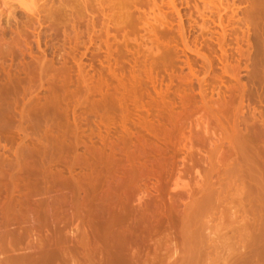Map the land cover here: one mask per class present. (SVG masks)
<instances>
[{
    "label": "rangeland",
    "instance_id": "obj_1",
    "mask_svg": "<svg viewBox=\"0 0 264 264\" xmlns=\"http://www.w3.org/2000/svg\"><path fill=\"white\" fill-rule=\"evenodd\" d=\"M204 4L209 7V11ZM251 4V0H0V129L8 136L7 140L5 138L0 140V189H6L10 176L13 178L21 176L23 180L16 182L19 185L16 190H19L15 192L14 197L18 199L27 195V192L29 197L35 194L38 196L30 198L29 201L28 196L22 197L29 202V205L25 202L28 206L24 204L31 213L29 223L37 221L34 222L33 229L39 231L43 228V224L38 223L40 216L33 211L41 210L40 205L43 204L46 208L50 206L46 205V202L60 201L56 200L59 192L54 195L55 191L52 190L46 194L45 189L53 184L55 178L56 181H63L64 177L66 181L69 176L67 171L69 166L66 165L68 163L49 165L52 163L47 162L50 157L47 154L49 152L48 155H51L49 147L52 144L46 140L51 131L49 127L52 129L53 123L44 120L42 111L44 112L45 104H48L52 97H56L61 107V114L55 118L58 132L66 133L71 144L74 145L77 141V145L80 146L66 154H82L86 152L88 146H92V143L93 146L99 144L101 146L100 136L94 134L93 140L91 139L92 132H100L104 136L109 131V141L115 145H112L113 149L122 153L119 158L122 166L127 164L123 157L125 153L121 150V147H124V136L133 135L134 139L140 138V141L132 142L130 152L137 149L140 142L142 146L144 144L164 148L166 143L158 139L157 141L154 133L156 134V130L160 128H165L164 130L172 128L173 125L168 122L172 117L184 135L170 145L176 149L173 156L167 154L169 160L171 158L173 161L174 173L171 175L168 173L159 184L164 187L163 200H166L167 207L171 202L176 205L174 207L178 223L190 213L191 217L196 216L197 228L192 226L194 232L192 241L196 240V244H199L197 248L201 254L197 263L220 264L219 261L227 254L232 257L230 262L237 264L246 261L244 258L249 255L251 258L248 257L246 264H264V258L257 262L253 256L261 248L258 238L263 219H260V192L254 163L251 160L253 154L243 144L244 138L248 135V127L260 128V120L264 117V51L260 50L261 45L260 49L257 46L258 35H248L247 32L251 23L248 17ZM197 6L201 11H196ZM201 12L203 13L200 14ZM219 14H222L223 21L228 24L226 35L217 34ZM190 48L201 52L207 51L209 59ZM105 100L118 103L109 104L107 109L111 113L101 107ZM105 112L114 116L113 118L111 115L110 124H94L93 120H98L100 115L106 114ZM23 130L31 134L25 142ZM120 132L122 142L118 145L115 139L121 135ZM261 145L258 148L257 159L253 156L256 162H259V158L264 162V143L261 142ZM22 148L28 153L22 151ZM21 153H24L23 156L26 154L27 160L24 162H28L29 167H32L30 169L32 176L22 174L21 171L19 174L15 169L14 163L17 160L15 156ZM119 155L117 154L115 158ZM190 159L196 163L198 172L187 165ZM140 161V164L143 161V164H146V159ZM39 165L46 167L43 168L47 177L44 176L45 173L38 177L33 175V169L36 170ZM112 165L111 162L108 163L109 176L105 180L88 182L92 187L96 186L93 187L94 190L90 185V187L86 185V178L83 176V172L89 170L83 167L81 168L84 170L80 169V166L75 168L78 173H75L76 176L80 177L82 174L78 185L79 187L82 185L83 189L80 188V191L74 194L75 198L72 197L70 193L72 187H75L72 181L71 188L68 189L70 197L67 196L68 199L62 197L63 202L67 200L70 204L63 210L66 213H56L55 216V211L49 212L51 214L49 221L52 220L54 223L59 221L58 235L61 233L62 236L64 233L63 238L67 235L73 239V241L68 239L73 243L76 226L90 229L87 222L92 212V208L89 209L92 207V198H97L95 209L104 207V202L108 203L109 214L107 213V219L105 218L104 230L110 233L109 236H113V239L109 237L111 241L118 239V236L114 235L118 229L122 234V225L116 226L112 222L114 214L119 211L115 204L119 193L125 195L127 191L129 192L126 195L132 196L130 205H137H133V208L143 210L146 204L150 203L151 206L157 203L151 207L159 209L158 204L161 202L158 203L160 197L156 196L158 191H154L157 189L153 188L156 187L154 179L141 180L140 187L143 189L141 195L127 185L117 191L115 186L120 183L124 172L115 173ZM62 168L66 171L64 170L61 178L57 179L54 176L49 178L47 173H56ZM183 170L189 174H184ZM7 173L12 175L8 176ZM31 177L32 182L27 180L24 183ZM43 180L47 183L45 184ZM1 181L6 183L2 184ZM37 181L40 182L39 185ZM68 181L71 182V179ZM37 185L38 187L42 185L45 193L44 191L35 193ZM26 187H30L31 190ZM61 188L62 186L58 185L56 187L58 190H54L59 191ZM87 188L90 191H86ZM5 189L0 190L2 199L7 194ZM40 200L44 203L41 204ZM81 201H84V204ZM74 202L87 207H84L87 210H83L85 217L83 223L77 224L78 221L73 218L75 209L72 206L76 207ZM69 206L70 209L72 207L71 210ZM235 210L250 216L251 223L247 227L238 223L240 216L239 219L233 217L232 212ZM59 215H64V218L58 220ZM0 216L1 241L5 237L3 232L5 229L4 218L2 214ZM181 222L176 224L175 228L172 227L173 230L169 228L168 232H165L166 228L163 234L154 236V241L150 240L143 246L144 250H153L158 242L162 244V251H167L168 257L165 255L167 263L164 258V264L182 261L185 229L179 227ZM12 225L15 226L14 223ZM12 225L11 228L14 227ZM22 241L20 250H24L23 252L16 246L20 243L15 244L17 251L21 252L19 254L28 250L27 240ZM242 245L247 249L239 254ZM174 248L179 249V254L171 257L169 252L172 253ZM245 250L248 256L245 255ZM241 254H244L242 259Z\"/></svg>",
    "mask_w": 264,
    "mask_h": 264
},
{
    "label": "bare ground",
    "instance_id": "obj_2",
    "mask_svg": "<svg viewBox=\"0 0 264 264\" xmlns=\"http://www.w3.org/2000/svg\"><path fill=\"white\" fill-rule=\"evenodd\" d=\"M251 3L252 4H251V7H250V10L248 13V17H249L251 23H250V25H248L247 32H248V35H258L257 36L258 39H256V40L258 41L259 44L257 46L260 49L259 45H261L260 50L264 51V48L262 49V46H264V0H251ZM204 7L208 8V11H209L208 6L206 7V5H205ZM196 8H194V9H196ZM198 10H200L199 7H198V9H196V11L199 12ZM202 13L203 12H201L200 14H202ZM203 16H205V15L203 14ZM203 16H202V18H203ZM223 20L224 19L222 18V14H219V18L217 21L218 23L216 25L219 28V29L217 28L218 31L216 30L217 34H219V35H226L227 34L226 32H227V28H228L227 25L228 24H225V21H223ZM214 23H216V22H214ZM228 23L230 24L229 20H228ZM198 49H200V48H198ZM192 51H195L196 53L198 52V54H202L206 59L207 58L209 59L207 51H205V52H201L200 50H197V51L192 50ZM1 99H2V97H1ZM47 103L48 104H45L46 106L44 105L45 107H43L44 112L42 111V115H44L43 118L45 121L52 122L53 124H52V129H51V127H49V129L51 131H50L49 135L47 136V140H46L47 143H49V141H51V143H50V144H52L51 147H49V144L47 145L50 148L51 155H48L49 154V152H48L47 156H50V157H48L49 161L47 159L46 160H47V162L52 163V164L48 163L49 165H54V164L55 165L56 164L63 165L64 163H68V164H66L69 166L67 168V171L69 173L68 179H71V182L68 181V179H66L67 177L65 178L66 181H64V177H63V181L60 179L62 182L58 181V180L56 181V178H55V180H53L54 181L53 184L48 185V188L45 189L46 194H47V191L49 193L52 190L55 191V192H53L54 195H55V193L59 192V193H57L58 195H56V200H60V201L59 202L57 201V203H56L54 200V201H52L53 203H47L45 200L46 205L50 204V206H48L46 208L45 204H43L44 202L40 200L41 204H43V206L40 205V207L43 210L41 209V210L35 211L36 210L35 209L33 211V212H36V214H38L40 216V218H38L39 219L38 223L43 224V226H42L43 228L40 229L39 231H37V230L33 229L34 222L37 223V221H34L33 223H29V221H31L30 218H32V217H30L31 213L28 212L29 211L28 207H26L29 205L28 204L29 202L27 203V201H25V198H22L24 196L29 197V192H27L29 190L26 191L27 195H24V193L21 190V192L23 193L24 196H22L20 198L17 197L18 199H16V197H14V195H16L15 192L17 190H19V189L16 190V188L19 187V185L17 183H18V180L21 179V176L20 177L17 176L16 178H13L12 176H10L12 174L8 175V173H7V175L10 176V182L6 183V182L1 181L2 184L6 183V189L5 188H3V189H5L7 191V194L3 199L1 198V195H2L1 191L3 189L2 190L0 189L1 190L0 191V193H1L0 194V211H1L0 215L2 214V216H3L2 218H4V220H3L4 221V228L2 226L1 227L3 229H5L3 231L5 237L3 239L1 237L2 240L0 241V264H162L163 259L167 256L166 255L167 251L166 252L162 251L163 249H162L161 243H160L161 244L160 245L157 242V246L152 248L153 250H149V249L144 250L143 246H146L147 242L150 240L152 242V240L155 239L154 236H157V235L160 236V233L163 234L164 229L167 228V230H164V231L168 232L169 228L171 230L172 227L175 228L176 224H179L181 222L180 221L178 223L179 219L177 217V213H175V207H174L175 204H172V202H171L170 205H168V207H167L166 200H163V198H164L163 197L164 196V187H163V185L159 184L160 180L163 179L168 173H169V175L174 173L173 161H171V158L169 160V157L167 154H170L171 157L173 156V153H175L176 149L172 148L174 146L171 147L170 145L173 143V141L180 139V137H182L184 135V133L182 131H180L181 129L177 128V124L175 123L174 119H172V117L169 120L167 119L168 122L170 121V124L173 125L172 128H169V129L166 128V130H164L165 128L164 129L160 128L161 130L157 129L156 134L154 133V136H155L154 138L156 140L157 139L159 141L162 140L166 143V146L164 148H163V146H160L161 147L160 148V147H157L155 145L154 146L153 145L152 146L151 145L145 146L143 144V146H142L140 144L141 143L140 142L139 145H141V147L138 145L137 149L131 150V152H130L129 149L131 147L130 145L132 144V142H138V140L140 138L134 139L133 135H132L133 137L132 136H127V137L124 136V139H123V146L124 147H121V150H123L125 153V156H123V157H125L124 162L126 161V163H127L123 166H126V165L127 166L125 168H122L123 167L121 165L122 163L120 164V162H122V161H120V159H119V158H121L122 153L120 150L113 149V147H112L113 144H111L112 142L109 141V139H110L109 138V131L104 136L100 132H99L100 134L92 132L91 139H92V137H94L93 136L94 134H97L98 136H100L99 137L100 140L99 139L98 140L102 142L101 146H100V144H99V146H93V143H92V146H90V147L88 146L89 148L87 147L86 152H83L82 154H75V153L74 154H66L70 151L73 152V150L77 149L76 147H80V146L77 145L78 144L77 141L74 142V145L71 144V141L70 142L68 141V137H67L66 133L58 132V124L55 123V118L61 114V112H60L61 107H60L59 99H57L56 97H52ZM116 103L117 102L112 101V100H109V101L105 100L101 104L102 105L101 107L103 109L105 108V111H107L109 109L108 107L110 105H115ZM98 105H100V104H98ZM108 111H110V110H108ZM107 112H105L106 114H104V115L102 114V116L100 115L98 120L94 119L93 120L94 124H96V125L97 124H105V125L110 124V122L112 121V117H111L112 114L109 115L111 113V111L109 114ZM170 116H168V117H170ZM164 117H166V116H164ZM164 117H162V118H164ZM113 118H114V116H113ZM184 118H185V116H184ZM167 120H166V122H167ZM260 121H261V124H260L261 126H259L260 128L257 129V126L255 128L254 127H250V128L248 127V129H247L248 135L246 134L247 136H246V138H244L245 140H243V144H245V147H247V149H249L251 151L253 156H256V159L259 155V151H258L259 149L258 148L260 147L261 142L264 143L262 141V140H264L263 139L264 138V117H262V119ZM120 124H122V120L120 121ZM120 131H121V129H120ZM3 132L4 131H1V129H0V140H3L1 138H5V140H7L8 136H6V134L4 135ZM22 132H23L22 134L24 135L23 141L25 142L26 140H28L30 138L31 134L27 130L26 131L23 130ZM118 136H115V137H118V139L117 138L115 139V141L117 140L118 142H115V141L114 142L117 143L118 145H120V142H122V133H121V135L119 134ZM135 137H140V136H135ZM111 138H112V136H111ZM185 139H187V138H185ZM134 140H136V141H134ZM23 141L21 142L22 144H23ZM54 141H55V143H52ZM244 141H245V143H244ZM198 144H200V143L198 142ZM19 145H20V143H19ZM113 146H115V145H113ZM191 146H192V144H191ZM21 147H23V146L21 145ZM45 148H47V147H45ZM114 148H116V147H114ZM200 148H201V146H200ZM108 149H110V150L108 151ZM43 150H44V148H43ZM45 150H44V152H46ZM18 151H19V148L17 149V152ZM22 151L25 152V148H22ZM23 154L21 153L18 156H15L17 158V160H15L16 163H14V164H16L15 165L16 167L15 166L14 167L16 170H18V172L21 171L22 174H27V176H28L32 172V170H30L32 167L31 168L29 167L30 164L28 162L25 161L28 164H26L24 162V160H27V159H25L26 154L24 156H23ZM117 154H120L118 157H116V158H118V160L115 158V156ZM47 156H46V158H47ZM253 156L251 155V160H253V163H254L253 168L256 172L255 176L257 179V187H258V190L260 192V212H261L260 219L261 218L263 219V220L261 219L262 222L260 223V225H261L260 227L262 230H261L260 236L258 238V240H260V242H261V244L259 243L261 248H259L253 254L255 260L259 261L260 258L261 259L264 258V162H263V160L260 161V158L258 160L259 162H256V159H254ZM252 157H253V159H252ZM41 158H44V157H41ZM142 159H144V160L146 159L145 165L143 164L144 161L140 164V162H141L140 160H142ZM46 160H44V161H46ZM251 160L248 159V162L249 161L251 162ZM41 162H42V160H41ZM110 162H111V165H112V163H114V165H112V166L114 167L113 171L115 173L120 174V173H122V171L124 172L121 179H120V183L119 184L117 183V186H115L117 188V191H119L121 187L124 188V186L126 187V185H127V187L128 186L131 188L133 187L132 189H134V192H137L140 194L141 191L143 190L140 187L141 186L140 185L141 180L142 179L143 180L144 179H147V180L154 179L155 182H153L154 180H152V182L154 184L156 183V187L153 186V188L157 189L154 191H156V192L158 191V195H156L157 197L158 196L160 197V199H158V203L161 202V204L160 203L158 204V205H160L159 209L158 210H156L154 208L152 209V207L155 206L157 203L155 205L152 204L153 205V206L151 205L152 207L149 205L150 204L149 203L148 204L149 207L146 204V206L143 207L144 208L143 210L139 206L140 205L139 204L138 206L141 209L138 210V209H136V207L133 208L134 207L133 205H136V204L130 205L132 196L129 194L126 195L128 191L126 192L125 195H123V194L121 195L119 193L118 194V196L120 195L119 197L115 196L117 198V199L115 198L117 200L115 204H117V208L119 211L114 214V219L112 222L116 226L122 225V234H121V232H118V231H120L118 229V231H116L114 234L116 237L118 236L117 237L118 239H114V241H111L113 239V236L112 237L109 236L110 233L107 232V230H106V232L104 230L105 218H106L107 213L109 212V208L107 205L108 203L104 202V204H103L104 207H102L101 209H98V208L95 209V206H96L95 199H97V198H92L91 199L92 207L91 206L89 207V209L92 208V212L89 211L90 215H91L89 218L90 220L87 218L89 220V222L86 221L87 224L90 226V229L87 226H86L87 228H85V227L81 228V227H79L80 226L79 225V226H76L77 229H76V231L73 232L74 234L72 233V231L71 232L69 231L71 234L74 235L75 240L73 243L71 242V241H73V239L71 240L70 237L69 238L67 237V235L65 236L66 238L65 237L63 238V236H64L63 232H62L63 233L62 236H60L61 233L58 235L57 233L60 231V227L57 226V223L59 222L58 220H61L62 218H64V215L63 216L59 215L58 220H57L58 222L54 223V222H51L52 220L51 221L48 220V219H51V217H50L51 214L49 212H51L53 210V211H55L54 215L56 213L60 214L63 212L64 208H66V206L69 204L67 202V200L63 202L62 197H66L67 199H68V197H70L68 195L69 194L68 189L71 188L70 184L72 183V181H73L72 185H74V183H75V187L74 188L72 187V189H73L72 192L70 190V192H71L70 194L72 195V197H74V194H77V192L80 191V188H82V185H81V187H79V185H78L79 184L78 182L80 181L82 174L80 175V177H78V175L76 176L75 173H77V172H76L75 168H78L80 166V169L85 168V169L89 170V172H86L87 170L85 172H83V176H85L84 178H86V183H87L86 185L89 186L90 184H88V182H90V181L91 182H93V181H99L100 182L101 180H103V179L105 180L106 177L109 176V174L107 176V173H108L107 170H109V168L107 169V166H108V163H110ZM253 163L251 162V165ZM42 164L43 163H41V165ZM41 165H39V168H37L36 170H34L35 168L33 169V171H34L33 175L34 176L36 175V177H38V175H44V173L46 172L44 170V168H46V167H44V165H43L44 168L40 167ZM187 165L191 166V167L188 166L189 168L194 169L195 171L198 172V167L192 159H190L189 164H187ZM112 166H110L111 169H112ZM81 167H83V168H81ZM99 167H101V168L99 169ZM4 169L5 168L2 169L3 172H4ZM123 169H125V170H123ZM10 170H11V168H10ZM64 170L65 169L62 168V170L61 169H58V171L56 170L57 171L56 173L54 172V173H50V174L47 173V174L49 175V178H51V176L53 178V176H54V177H57V179H59V178H61L60 176L66 171V170L65 171ZM183 171H181V172H183ZM184 172H185L184 174L188 173L187 171H184ZM15 173L17 174V171H15ZM190 173H192V172H190ZM19 174H20V172H19ZM169 175H168V177H169ZM27 176H26V178H27ZM30 176H32V175L30 174ZM44 176L47 177L46 173ZM63 176H65V175H63ZM202 177H204V176H202ZM39 178H40V176H39ZM43 178H45V177H43ZM1 179H3V178L1 177ZM6 179H8V178H5V180ZM30 179H32V177L29 179H26V181L24 179V181H25L24 183H26L27 180H30ZM21 180H23V179H21ZM7 181H9V179ZM82 181H84V180H82ZM102 182H104V181H102ZM37 183H38V185L40 184L39 181H37ZM46 183L47 182H45V184ZM82 183H85V182H82ZM19 184H20V182H19ZM21 184L26 186V184H23V183H21ZM28 184H30V182ZM28 184H27V187H28ZM33 185L36 186V184L34 182H33ZM33 185L31 184V187H33ZM38 185L36 187L37 190H34L35 193L36 192L39 193L38 191H44L42 185L39 187H38ZM58 185H59V187L62 186V188L59 191H56V190H58V189H56V187H58ZM90 186L89 187L91 189H93V187L95 185H93V187H92V185H90ZM144 186H145V184H144ZM27 187H26V189L30 188V187L29 188H27ZM131 188L129 189L130 191H131ZM41 189H43V190H41ZM54 189H56V190H54ZM30 190H31V188H30ZM88 190L89 189L87 188L86 191H88ZM114 190H116V189L114 188ZM126 190H127V188H126ZM45 191H44V193H45ZM117 191H115V192H117ZM138 191H140V192H138ZM137 193H136V195L138 196ZM84 194H85V192H84ZM131 194L133 195L134 193H131ZM30 195H32V194L30 193ZM34 196L27 198V200L28 201L31 200L30 198H32V199L38 198V196L36 194ZM133 196H135V195H133ZM52 197H54V196H52ZM94 197H96V195ZM77 198H78V195H77ZM88 198H90V197H88ZM133 198L135 199V197H133ZM42 200H44V199H42ZM34 201H36V200L34 199ZM25 202L28 205H26ZM88 202H89V200H88ZM82 203L77 202V203H75L76 207L72 206L75 209L73 211L74 212L73 218L76 222L78 221L77 224L78 223L80 224V222L81 223L84 222L85 217L83 216V210L84 211L87 210L84 208V207H86V205L81 206ZM97 205H100V204H97ZM93 206H94V209H93ZM72 207H71V209H72ZM82 207L84 209H82ZM145 207H147V208H145ZM99 208H100V206H99ZM71 209L69 206V210H71ZM240 212L241 211H239V210H235L234 212H232L233 217L236 219H239L241 217V219L238 221V223H240V224L242 223L245 225V227H247V225H249V223H251V221H250L251 218L247 213L242 214ZM27 213H29V214L27 215ZM51 213H53V212H51ZM64 213H66V212H63V214ZM12 214H13V216H12ZM36 214H34V215H36ZM84 214H86V212ZM190 214L185 215L186 216L185 218L183 217L184 220L181 222V226H179L180 228H184L186 231V232L184 231L185 240L182 244V250L184 252L182 255L183 259L180 262L174 261L172 264H198L199 263L198 259H199V256L201 254L197 248V246L199 244H196L197 243L196 240L194 241L195 243L192 241V239H193L192 236L194 233L192 230V226L194 225V227L197 228V224L195 223L196 216L194 218V217H191ZM73 218H71V220ZM87 219H85V220H87ZM222 219H223L222 216H220V220H222ZM53 220H54V218H53ZM181 220H182V218H181ZM60 222L62 223V221H60ZM13 223L15 224V226L12 225ZM27 223H29V224H27ZM11 225H12V227L13 226L14 227L11 228L10 227ZM37 225H35V226H37ZM59 226H61V225H59ZM65 226H67V225H65ZM83 226H84V224H83ZM61 227H63V223H62ZM65 229L70 230L69 228H65ZM110 229H111V227H110ZM63 231H64V229H63ZM111 231L112 230H110V232ZM112 233H113V231H112ZM4 235L2 234V236H4ZM68 236H70V235H68ZM121 236H122V240H121ZM109 237H111L112 239H109ZM25 239L27 240V243H28V250L25 253L19 254V252L21 251L20 249H22L20 247V245H21L20 242H23L22 240L25 241ZM68 239H70L71 241H69ZM70 242H71V244H70ZM16 243H20L19 246ZM15 244H16L17 248L19 247V250H20L19 252L15 248L16 247ZM245 248L246 247L244 245H242L240 247L238 253L239 254L244 253L243 251ZM178 250H179L178 248H174L172 250V253L169 252L171 254V255L170 254L169 255L171 257L178 256V254H179ZM23 251L24 250H22L21 252H23ZM245 252H246L245 255H247V250H245ZM225 254H226V252H225ZM217 255H219V254H217ZM241 255H242V257H241ZM241 255H240V258L242 259L244 254H241ZM248 257L244 258L246 260L244 262L239 259L243 263L240 262L238 264H246ZM166 258H165V261H166ZM249 258H251V257H249ZM231 259H232V257L228 256L226 254V256L222 257V259L219 262H220V264H237L234 262H230ZM197 261H198V263H197ZM165 263H167V261ZM208 264H210V262Z\"/></svg>",
    "mask_w": 264,
    "mask_h": 264
}]
</instances>
